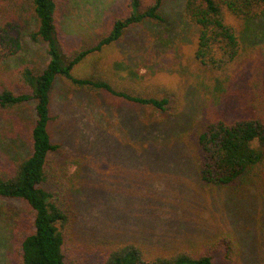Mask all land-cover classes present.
<instances>
[{
	"label": "trees",
	"instance_id": "1",
	"mask_svg": "<svg viewBox=\"0 0 264 264\" xmlns=\"http://www.w3.org/2000/svg\"><path fill=\"white\" fill-rule=\"evenodd\" d=\"M166 2L124 0L123 12L94 33L92 41L72 45L63 27L76 0H0V199L21 200L32 211L0 210V231L9 234L5 247L0 241L5 249L0 250L1 259L12 253L15 264H215L221 255L226 264L243 253L248 240L252 246L247 256L253 252L257 264H264V60L247 52L257 28L264 31V0H183L179 25L193 26V60L203 77L201 85L208 90L207 78L222 80L220 96L228 95L232 107L230 113L196 120L188 112L194 104L192 91L181 112L184 104L177 92L139 89L104 59L132 27L165 23ZM28 37L46 43V65L21 59ZM92 55L91 72L77 75V65ZM59 82L90 99L107 93L150 113L172 109L165 116L147 117L148 128L153 137L163 139L164 123L177 119L179 138L193 153L197 198H215L212 203L196 201L211 217L198 237L166 239L148 249L134 239H106L85 259L68 256L65 246L73 240L78 194L65 180L63 166L74 156L50 131L53 91ZM29 101L33 114L24 107ZM25 117L28 122L22 127ZM179 193L185 194L183 189ZM251 210L260 212L258 220L251 218Z\"/></svg>",
	"mask_w": 264,
	"mask_h": 264
},
{
	"label": "rangeland",
	"instance_id": "2",
	"mask_svg": "<svg viewBox=\"0 0 264 264\" xmlns=\"http://www.w3.org/2000/svg\"><path fill=\"white\" fill-rule=\"evenodd\" d=\"M123 1L76 0L74 11L66 19V28L63 27V35L72 45L92 41L94 33H99L123 12ZM168 1L165 7L169 16L165 23L158 26L142 23L132 27L123 39L108 49L104 59L114 63L122 79L130 78L138 83L139 89L146 87L151 91L159 87L177 92L184 104L181 112L192 91L194 104L188 112L191 117L195 116L194 120L217 112L230 113L232 107L227 102L231 98L220 96L221 89L224 90L222 80L207 78L208 90L201 85L203 77L199 76L198 64L193 60V26L186 25L183 29L179 25L183 0ZM46 48L45 42H33L28 37L21 59H33L46 65ZM247 52L248 56L252 54L264 60L263 28H257L256 41ZM95 58V55L89 56L87 61L78 64L75 73L89 74ZM94 97L75 94L61 82L53 91L55 118L50 131L53 139L74 156L63 166L67 174L65 180L73 184L78 194L74 236L71 244L65 246L68 256L85 259L93 254L100 240L106 239H134L148 249L160 246L166 239L178 241L198 237L201 225L210 222L211 217L210 212L204 210L205 206L196 201L212 203L215 198H197L192 152L188 142L179 138L177 119L164 123L163 139L153 137L150 134L153 130L148 128L147 117L165 116L172 109L150 113L107 93ZM33 106L31 101L25 104L28 114L33 112ZM27 122V118L21 120L22 127ZM56 167L59 165L55 164ZM176 178L178 187L174 182ZM52 181L53 188L57 189L56 177ZM181 189L184 195L179 193ZM9 208L26 215L32 213L21 200L0 199V210ZM251 211V218L258 220L260 212ZM238 215L243 216L241 210ZM225 216L226 211L222 217ZM2 220L0 217L1 228ZM0 233L1 246L5 247L9 234L2 230ZM247 241L243 253L226 264H257L253 252L250 257L246 254L252 246ZM0 250L5 253V249ZM220 258L215 264H225ZM0 264H15L12 253L0 258Z\"/></svg>",
	"mask_w": 264,
	"mask_h": 264
}]
</instances>
